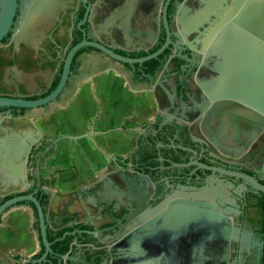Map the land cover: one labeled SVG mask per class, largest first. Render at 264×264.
I'll return each instance as SVG.
<instances>
[{
  "label": "flooded vegetation",
  "instance_id": "obj_1",
  "mask_svg": "<svg viewBox=\"0 0 264 264\" xmlns=\"http://www.w3.org/2000/svg\"><path fill=\"white\" fill-rule=\"evenodd\" d=\"M245 2L14 0L0 37V98L40 101L64 82L44 104L0 105V205L34 195L49 242L46 250L34 203L18 201L0 219L9 208L28 205L39 248L3 254L0 264H264V192L242 176L264 184V126L238 154L218 149L200 128L213 97L254 95V25L228 27L241 20ZM4 6L0 0V12ZM91 43L130 59L163 48L130 64ZM104 71L144 86L151 116L99 131L96 115L85 132H62L66 122L53 111L83 87L99 95L97 110L112 108L103 100L112 88L99 80ZM115 131L138 133L121 152L111 151L112 138L99 146L94 135ZM64 135L75 138L59 139L45 152ZM83 138L105 163L86 179L77 176L64 199L56 187L60 169L48 161L60 142ZM3 142L20 149L13 176L3 166Z\"/></svg>",
  "mask_w": 264,
  "mask_h": 264
},
{
  "label": "water",
  "instance_id": "obj_2",
  "mask_svg": "<svg viewBox=\"0 0 264 264\" xmlns=\"http://www.w3.org/2000/svg\"><path fill=\"white\" fill-rule=\"evenodd\" d=\"M5 6L0 12V37L6 31L7 27L12 18L14 11V0H3ZM236 23L240 25H254V95L253 96H227V97H213L211 107L206 111L200 128L213 142V144L228 154L241 153L245 151L248 137H256V135L262 130L264 126V0H246L243 6V14L241 20L233 19L229 22L228 27L235 26ZM232 32V31H231ZM251 38V37H250ZM248 40V39H247ZM251 42V40H248ZM166 40L165 45L167 44ZM93 46L105 51L113 59L127 62L130 64L139 63L142 60L149 59L156 56L161 50L159 49L155 53L142 58V59H130L122 57L111 50L106 49L100 44L91 43ZM164 45V46H165ZM80 45L74 46L67 55V65ZM64 82V77L61 84L57 89L47 98L40 101H21L9 98H0V105L14 104V105H39L44 104L48 100L54 98L60 91L62 84ZM250 89V88H249ZM130 126L134 124H140L143 122L142 119L137 116L129 115ZM254 121L252 124L250 121ZM94 123V127H95ZM90 126V124H79L76 125L69 133L79 134L85 132ZM137 131L129 132V135H137ZM121 132V146L128 147L132 141L131 136ZM99 146L102 145L101 135H94ZM62 138L74 139L72 135H64L62 137L51 139L49 147L45 150L48 151L55 145V143ZM234 142V145L231 143ZM77 143L79 146H77ZM77 143L64 140L58 145H66L62 161L60 165H70V154L79 150H98L95 149L90 141L87 139H80ZM2 152L4 157V168L10 175H15L17 173V166L14 162L16 154L19 153V148L13 143H2ZM27 146L22 148V154H26ZM42 153V154H45ZM48 166L50 167V161H48ZM247 179L254 187L264 192V184L258 183L256 180L242 175ZM18 201H31L34 203L38 221H39V231L43 244L46 250L49 249V242L47 241V223L44 211L40 205L37 198L32 194H24L12 197L0 205V215L4 212L6 208ZM106 200L102 199L104 204ZM68 206H66L65 210ZM84 210V209H83ZM37 227L34 225L32 209L25 204H19L9 208L0 219V256L3 254H8L10 252L23 253L29 255L38 250V231ZM87 233H91L87 231Z\"/></svg>",
  "mask_w": 264,
  "mask_h": 264
},
{
  "label": "crops",
  "instance_id": "obj_3",
  "mask_svg": "<svg viewBox=\"0 0 264 264\" xmlns=\"http://www.w3.org/2000/svg\"><path fill=\"white\" fill-rule=\"evenodd\" d=\"M104 83H109L111 89L109 94L103 97L104 101L109 102L112 108L102 109L95 108L94 99L99 98L83 87L75 95H73L68 104L61 109H54V117L65 120L66 125L62 132L69 133L76 125L90 124L94 117L98 118L94 122L95 129L99 131H107L108 128L118 127L129 115L137 116L145 121L151 116L152 112L148 110L150 106V94L141 84L135 85L133 81L123 82L122 79L111 71H104L99 77ZM48 133L54 131L53 125L46 128ZM113 139L111 151L121 152L126 147L121 146V132H113L109 135H101L102 145L106 144L107 139ZM66 145H58L56 152L50 156V168L58 167L60 173L57 189L64 195V199L69 198L75 190L74 179L77 176L86 179L92 175V171L99 169L105 163L104 154L99 150H83L79 149L70 154V165H60ZM92 163V164H90Z\"/></svg>",
  "mask_w": 264,
  "mask_h": 264
},
{
  "label": "bare ground",
  "instance_id": "obj_4",
  "mask_svg": "<svg viewBox=\"0 0 264 264\" xmlns=\"http://www.w3.org/2000/svg\"><path fill=\"white\" fill-rule=\"evenodd\" d=\"M43 15V14H42ZM41 16V15H40ZM38 17V16H37ZM35 19V18H34ZM26 20V19H25ZM33 22V21H32ZM27 23H29V22H27ZM34 24V23H33ZM26 25V24H25ZM30 25H32V24H30ZM29 33V32H28ZM32 40V39H31ZM30 41V40H29ZM34 42V41H33Z\"/></svg>",
  "mask_w": 264,
  "mask_h": 264
},
{
  "label": "rangeland",
  "instance_id": "obj_5",
  "mask_svg": "<svg viewBox=\"0 0 264 264\" xmlns=\"http://www.w3.org/2000/svg\"><path fill=\"white\" fill-rule=\"evenodd\" d=\"M150 105V103H148Z\"/></svg>",
  "mask_w": 264,
  "mask_h": 264
}]
</instances>
